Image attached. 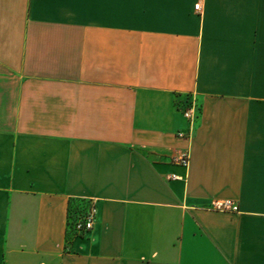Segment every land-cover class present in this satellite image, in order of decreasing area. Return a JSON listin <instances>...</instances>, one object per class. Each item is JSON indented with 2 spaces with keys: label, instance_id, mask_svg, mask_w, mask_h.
<instances>
[{
  "label": "crops",
  "instance_id": "0c3cea01",
  "mask_svg": "<svg viewBox=\"0 0 264 264\" xmlns=\"http://www.w3.org/2000/svg\"><path fill=\"white\" fill-rule=\"evenodd\" d=\"M0 264H264V0H0Z\"/></svg>",
  "mask_w": 264,
  "mask_h": 264
},
{
  "label": "built area",
  "instance_id": "2783aa9c",
  "mask_svg": "<svg viewBox=\"0 0 264 264\" xmlns=\"http://www.w3.org/2000/svg\"><path fill=\"white\" fill-rule=\"evenodd\" d=\"M195 10H201L200 3L195 5ZM183 115L189 121L190 126L187 133H179L180 137L189 136L193 132V125L199 115V107L195 99H192L188 102V104L183 109ZM171 162L175 165L187 168L189 165V156L187 154H180L174 156ZM213 208L219 210L238 211V206L231 201H226L220 204L216 203ZM96 215L97 209L94 204H87L85 205V207H82V209H80V212L75 213L73 215V219H70L68 223V231L70 232L71 230H73L72 237L83 236L89 233L94 227Z\"/></svg>",
  "mask_w": 264,
  "mask_h": 264
},
{
  "label": "trees",
  "instance_id": "16d2710c",
  "mask_svg": "<svg viewBox=\"0 0 264 264\" xmlns=\"http://www.w3.org/2000/svg\"><path fill=\"white\" fill-rule=\"evenodd\" d=\"M75 202H77V201H75V200H71L70 201V206H69V211H68V223H69V220L70 219H73V215L75 213H77V210L75 211V208H73L74 206L72 205V204H75ZM72 234H73V230H71L70 232H68L67 239H69L70 235H72Z\"/></svg>",
  "mask_w": 264,
  "mask_h": 264
}]
</instances>
